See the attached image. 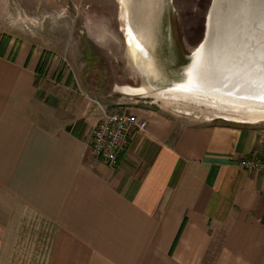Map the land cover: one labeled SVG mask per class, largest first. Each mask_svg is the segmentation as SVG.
I'll list each match as a JSON object with an SVG mask.
<instances>
[{"label":"crops","instance_id":"0c3cea01","mask_svg":"<svg viewBox=\"0 0 264 264\" xmlns=\"http://www.w3.org/2000/svg\"><path fill=\"white\" fill-rule=\"evenodd\" d=\"M11 1L0 0V40H11L0 54V264H264V174L238 166L264 144V124L129 104L147 132L117 164L97 161L96 102L114 109L129 94L102 101L86 83L47 81L48 49L12 28ZM171 44L178 69L184 53Z\"/></svg>","mask_w":264,"mask_h":264},{"label":"rangeland","instance_id":"374dc122","mask_svg":"<svg viewBox=\"0 0 264 264\" xmlns=\"http://www.w3.org/2000/svg\"><path fill=\"white\" fill-rule=\"evenodd\" d=\"M211 3L212 0L165 1L166 27L168 25L173 33L174 46L177 43L181 45L185 58L191 57L193 50L195 51L203 40L199 30L201 31V27L207 23ZM11 4V10L19 12L11 15L12 28L18 30L20 34L23 31L30 32L34 40L43 41L48 49L43 53L42 65L44 66L42 72H46L44 78L47 81L75 83L77 89H81L86 83L89 90H92L102 101H106L112 89L118 92L123 87H138L142 84L141 79L138 80L135 75L129 41L124 31L123 10L118 0H13ZM4 36L8 37L3 35L1 39ZM95 40L102 42L96 44ZM3 42L8 43L6 46L8 47L11 40H3ZM88 50L93 56L92 66H89L86 56ZM189 61L183 59L181 63ZM170 63L172 62L167 64ZM42 72L39 74L41 75ZM160 73L157 72L158 75H162ZM208 73L209 81L214 83L209 89H220L217 87L216 79L211 80L214 75L210 71ZM224 73L226 81L229 80L230 83L225 82L228 85L224 88L225 91H219L222 94L237 93L264 98V81H254L247 76L243 78L242 72H235L230 77L226 70ZM165 75L170 74L164 73L163 76ZM41 79L39 77V80ZM206 82L204 83L207 84ZM157 83L159 84H154L155 87L151 88L156 90L151 93L159 92L150 96L132 97L120 93L113 97L119 96L122 99L123 103L119 106L127 107L131 104L150 107L162 110L177 119L241 126L264 124V107L236 106L200 94L181 90H163L170 85L163 86L162 82L158 81ZM194 83L196 89H208V86L201 81Z\"/></svg>","mask_w":264,"mask_h":264},{"label":"bare ground","instance_id":"6f19581e","mask_svg":"<svg viewBox=\"0 0 264 264\" xmlns=\"http://www.w3.org/2000/svg\"><path fill=\"white\" fill-rule=\"evenodd\" d=\"M165 1L166 0H118L123 8L124 31L129 41L130 54L134 55L133 57L138 77L142 82L139 88H133L131 86L128 88L132 91L128 93L126 91L124 92L132 96L151 93L152 91H150L148 76L151 73L157 74V72H161L162 76L164 73L170 74L165 75L162 78L165 85L171 84L172 82L170 87H165L163 90H181L189 93L200 94L206 97L215 98L217 101H222L236 106L250 105L264 107V98L238 95L237 93L236 95H224L221 93L223 90L225 91L224 88L228 85H226L224 81V73L221 77V73L224 70L222 66L223 62H220L219 60L214 62L215 58L211 56L210 52L212 50L211 46L213 43V30L216 27V22L217 27L219 28L218 22L222 16L224 0H213V6L209 10L207 16V30L203 43L193 52L191 57L185 58V56H183L184 59L190 60L188 64L181 63L178 58L174 57L175 60H173L180 63L177 64L178 69H171L168 67L169 64H167L170 46L172 45V42L174 43V41L172 38L173 33L170 31L168 25L166 27L165 23ZM230 13L231 12L228 14ZM231 29L233 28H230V30ZM209 71L215 75L217 73V77L213 76L211 77V80L212 78L216 79V83L218 85L216 86L220 87V89L218 88L214 90L218 91L209 89V87L214 85V83H211L208 79ZM251 72L253 74L255 73L254 71ZM228 73L230 74L232 72L228 71ZM242 76L243 78H246V74L242 73ZM179 77L182 81H180ZM197 77L201 79L202 83L208 80L206 82L207 84L204 83L208 86V89H196V84L194 82ZM228 92H230L229 89Z\"/></svg>","mask_w":264,"mask_h":264},{"label":"water","instance_id":"95a60500","mask_svg":"<svg viewBox=\"0 0 264 264\" xmlns=\"http://www.w3.org/2000/svg\"><path fill=\"white\" fill-rule=\"evenodd\" d=\"M213 3L212 0L211 7ZM223 7L221 19L218 22L219 28L216 22V27L213 30V43L210 52L211 56L215 58L214 62L218 60L223 62L224 70L221 77L226 70V73L232 72L227 74L228 77L235 72H242L254 81H264V0H224ZM229 12L231 13L228 14ZM230 28L234 30H230ZM206 30L205 27L201 44L206 36ZM251 71L255 73L253 74ZM213 75L217 77V73L216 75L213 73ZM162 78V75L149 74V82L151 80L154 82L153 84L150 82V91L156 90L151 88L155 87L154 84H159L157 81L162 82L164 86ZM195 80L201 81L198 77ZM224 81L229 83V80L226 81L225 73ZM121 91L128 93L132 90L126 86Z\"/></svg>","mask_w":264,"mask_h":264},{"label":"built area","instance_id":"2783aa9c","mask_svg":"<svg viewBox=\"0 0 264 264\" xmlns=\"http://www.w3.org/2000/svg\"><path fill=\"white\" fill-rule=\"evenodd\" d=\"M96 103L100 107L102 118L91 135L90 150L97 161L115 165L128 151L133 134L146 133L148 123L127 107L110 109ZM238 166L249 173L264 174V144L242 159Z\"/></svg>","mask_w":264,"mask_h":264},{"label":"trees","instance_id":"16d2710c","mask_svg":"<svg viewBox=\"0 0 264 264\" xmlns=\"http://www.w3.org/2000/svg\"><path fill=\"white\" fill-rule=\"evenodd\" d=\"M1 40L2 41L0 42V54L4 55V53L6 52V49H7L6 46H7L8 43L4 44L3 40H10V37L4 36ZM193 52H194V50H193ZM91 59H93V56H91ZM42 65H43V62H41L39 67H38V72L39 73L42 72V70H43L42 68H44V66L42 67Z\"/></svg>","mask_w":264,"mask_h":264},{"label":"flooded vegetation","instance_id":"af4514ba","mask_svg":"<svg viewBox=\"0 0 264 264\" xmlns=\"http://www.w3.org/2000/svg\"><path fill=\"white\" fill-rule=\"evenodd\" d=\"M122 10H123V8H122ZM205 27H206V25L201 27V31L199 30V34H200L201 38L204 37V34H205V33H204V31H205ZM172 29H173V23H172ZM172 31H173V30H172ZM86 56H87V59L89 60V66H92L93 61H92V59H91V52H90V50L87 51ZM85 73L87 74L86 71H85Z\"/></svg>","mask_w":264,"mask_h":264}]
</instances>
